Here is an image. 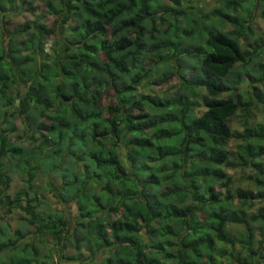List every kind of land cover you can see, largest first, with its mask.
<instances>
[{
  "label": "trees",
  "instance_id": "trees-1",
  "mask_svg": "<svg viewBox=\"0 0 264 264\" xmlns=\"http://www.w3.org/2000/svg\"><path fill=\"white\" fill-rule=\"evenodd\" d=\"M194 2L0 0V208L23 214L0 220V264H264V0ZM227 168L253 175L236 187Z\"/></svg>",
  "mask_w": 264,
  "mask_h": 264
},
{
  "label": "rangeland",
  "instance_id": "rangeland-1",
  "mask_svg": "<svg viewBox=\"0 0 264 264\" xmlns=\"http://www.w3.org/2000/svg\"><path fill=\"white\" fill-rule=\"evenodd\" d=\"M28 1V0H26ZM181 3L185 2L186 0H180ZM219 2L220 0H195L194 4L196 5V7L200 8L202 6L205 7V11H209L215 7L219 6ZM25 7L29 8L31 12H33V14H37L39 12V2L34 1L33 3L29 4L28 2L25 3ZM25 7L20 10L19 12L16 11H9L6 12V14H8V19L6 20L7 25L8 26H15V25H21L22 23L28 21L29 23L32 22V18L31 14L28 11L25 10ZM43 10V7H40V11ZM264 8L263 6H260L257 9V13H256V18L254 21V27L256 32L260 35V39L258 44H262L264 43V17L261 16V14L263 13ZM1 16V15H0ZM53 21H54V17L51 15H48L46 17L45 20V25L47 28H51L53 25ZM34 30V28L32 29V31ZM56 33V29L54 30ZM54 33V35L50 34L46 37H43V41L45 42V51L48 50V48L50 47V41L53 39V37L56 36V34ZM58 33V30H57ZM30 36V34H29ZM32 37V35H31ZM44 47V46H43ZM250 49L251 46L249 47ZM176 82H172L171 84L167 85V86H155L154 84H149L148 86L144 87V91H151L154 90L155 92H165L167 90H170L172 86L175 85ZM108 95L104 96V103H107V101L109 100L107 98ZM200 111H203V106H199ZM262 104H259L258 107L256 109H254L253 111V119L256 121H262L263 119V115H262ZM229 125L232 127V129L236 130V131H242L243 129V125H242V121L239 115H236L234 117H232L229 120ZM235 146H236V141L232 140L229 145H228V149L231 151L235 150ZM228 173L231 175V177L233 178V181L235 183L236 187H246L249 177L251 175H253V171L250 169H244L241 170L240 168L237 169H230L227 168ZM51 180L49 178H45L41 175H38L34 178L33 180V188L34 190L37 192V194L39 195L38 197H40L43 201L48 202L49 204L52 205V207L54 209L57 210H61L64 209L66 211V214L68 213L69 217H75L76 215V207L75 204H69V205H63L61 204L59 201H57V199L53 196L52 192L47 188V182ZM41 186V187H39ZM23 188V179H21L19 176L15 175L14 180L10 183L8 192L13 195L15 192H17L18 190ZM259 206H264V201L263 202H259L256 204L255 207H259ZM21 217H23V214L21 212H14L11 214H6L5 213V209L4 208H0V220L8 223L11 227V230H14L17 227V224L19 222V220L21 219ZM33 229V228H32ZM34 230V229H33ZM45 240H46V248L47 250H50L51 248L54 247V243L52 241L51 236H45ZM55 248V247H54ZM47 250L44 251V253H47ZM65 255H73V251L71 249L66 248L64 250ZM57 255V254H56ZM82 258L85 259L88 256L87 251L83 250L82 253ZM101 263V258L95 259L94 262L92 264H100ZM59 264H79V262L76 261H67L64 259H60ZM263 264V263H261Z\"/></svg>",
  "mask_w": 264,
  "mask_h": 264
}]
</instances>
